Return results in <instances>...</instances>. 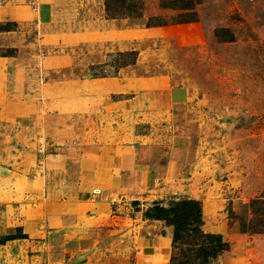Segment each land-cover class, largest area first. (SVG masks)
Segmentation results:
<instances>
[{"label":"rangeland","instance_id":"1","mask_svg":"<svg viewBox=\"0 0 264 264\" xmlns=\"http://www.w3.org/2000/svg\"><path fill=\"white\" fill-rule=\"evenodd\" d=\"M9 3L39 15L0 21L8 97L20 105L0 113V264H133L145 229L162 232L149 229L159 220L146 212L168 187L164 206L199 201L201 230L227 243L212 264H264V0H0ZM159 21L169 24L144 27ZM143 29L153 31L116 35ZM91 67L165 80L185 100L155 89L125 96L126 110L110 105L116 96L97 102L101 78ZM138 127L147 135L139 161L159 178L154 190L137 193L129 180L106 212L63 213L58 227L38 208L41 237L28 238L24 210L76 201L82 150ZM171 249L178 256L186 246L171 239Z\"/></svg>","mask_w":264,"mask_h":264},{"label":"crops","instance_id":"2","mask_svg":"<svg viewBox=\"0 0 264 264\" xmlns=\"http://www.w3.org/2000/svg\"><path fill=\"white\" fill-rule=\"evenodd\" d=\"M37 10L33 7L25 5H15L9 3L0 5V21L12 18L16 21H30L37 17ZM151 29L143 30H129L121 32L117 37L121 39L137 38L140 36L151 33ZM83 34L71 36V40L82 39ZM8 61L5 58H0V113L8 115L14 109H20V105L14 101L9 100L7 89V71L6 67ZM106 81H101V80ZM98 86L92 90V96H95V101L105 104V98L101 97L102 94L106 96H116L120 99L111 103L112 107H118L126 110L130 106V99H124L125 96L146 94L158 90L170 94V99L174 103L185 100V93L182 89L171 90L168 88L165 80H155L152 78H139V77H122V78H101ZM159 85V86H158ZM94 87V86H93ZM120 124V121L117 122ZM137 132L132 136H119L115 139L95 140L94 146H87L82 150L76 162V180L74 183V194L76 201L63 204L62 209L55 207L49 208L47 205L38 204L36 207H31L23 212L22 225L30 237H41L37 229L36 222L41 216L38 217V208L44 211L43 214L47 215V224L49 227H58L59 215L63 213H80L93 210L94 212L104 213L110 207L113 196L124 193L128 189L127 184L129 180L136 182L137 193L151 192L154 190L155 185L159 184V178H155L157 172L155 168L143 166L140 161L139 149L145 143L146 134L141 132L144 129L137 128ZM119 133V131H118ZM185 156L190 152L191 142L186 143ZM188 158V157H187ZM172 166L169 165L168 175L170 174ZM137 177V178H136ZM164 189L160 195L153 196L155 202H163V198L167 193H172L170 188H159L155 191L159 193ZM29 191V190H28ZM28 198L32 197V194ZM148 197V195H146ZM80 201H85L80 203ZM0 202H4L0 200ZM42 205V207H41ZM65 210V211H64ZM59 212V213H58ZM156 224H150L148 227L160 229L162 232H155V230H146L149 237L143 236L141 238V245L137 251L136 259L133 264H168L171 258V239L172 227L162 226L163 221H153ZM158 225V226H157ZM216 231L212 230V233ZM250 251H253L251 249Z\"/></svg>","mask_w":264,"mask_h":264},{"label":"trees","instance_id":"3","mask_svg":"<svg viewBox=\"0 0 264 264\" xmlns=\"http://www.w3.org/2000/svg\"><path fill=\"white\" fill-rule=\"evenodd\" d=\"M185 9H188V7ZM187 22L191 21L184 19L176 23ZM167 24H169L167 21L148 22L144 24V27L149 28ZM0 31L8 30L0 29ZM94 70L95 68H90L92 78L115 76L106 73L95 74L93 73ZM146 216L172 226V245L174 248L186 246L185 250H180V255L172 256L168 264H212L228 248L227 243L223 241L220 234L204 233L201 230L202 210L199 201L184 198L177 201L173 200L167 206H164L162 202H153L151 208L146 212ZM187 247H190V249Z\"/></svg>","mask_w":264,"mask_h":264},{"label":"bare ground","instance_id":"4","mask_svg":"<svg viewBox=\"0 0 264 264\" xmlns=\"http://www.w3.org/2000/svg\"><path fill=\"white\" fill-rule=\"evenodd\" d=\"M101 81H106V80L104 79V80H101Z\"/></svg>","mask_w":264,"mask_h":264}]
</instances>
